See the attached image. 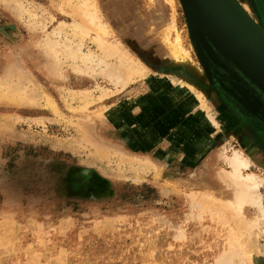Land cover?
<instances>
[{"label":"rangeland","instance_id":"obj_1","mask_svg":"<svg viewBox=\"0 0 264 264\" xmlns=\"http://www.w3.org/2000/svg\"><path fill=\"white\" fill-rule=\"evenodd\" d=\"M96 1L147 76L115 83L118 57L74 35L64 0H0V264H264V211L238 215L226 181L242 152L264 208L263 113L204 66L181 0ZM237 2L264 28V0ZM172 21L183 63L164 39ZM70 44L96 59L68 57ZM78 170L105 195L75 197Z\"/></svg>","mask_w":264,"mask_h":264},{"label":"water","instance_id":"obj_2","mask_svg":"<svg viewBox=\"0 0 264 264\" xmlns=\"http://www.w3.org/2000/svg\"><path fill=\"white\" fill-rule=\"evenodd\" d=\"M193 45L204 66L228 80L252 86L238 89L245 98L264 96V28L237 0H181Z\"/></svg>","mask_w":264,"mask_h":264},{"label":"bare ground","instance_id":"obj_3","mask_svg":"<svg viewBox=\"0 0 264 264\" xmlns=\"http://www.w3.org/2000/svg\"><path fill=\"white\" fill-rule=\"evenodd\" d=\"M15 1L16 0H14V2ZM152 1L154 2L157 0H152ZM167 2L170 3V2H172V0H167ZM15 3H17V2H15ZM64 4L69 5V7L70 6L73 7V8H70V10H72V11L68 12V13L73 18V33H74V35L80 36V37L81 36H87L88 37L89 35L94 34L95 35L94 36V42L96 43V45L99 49V52L101 51V56L103 54L106 57H111V58L112 57H118V60H119L118 65H116V66L111 65V66H108V68H107V70L110 69L109 70V77L115 83L119 84V83H121L120 81L125 79V78H126L125 80H131L130 78L134 79L135 77L147 76L149 71L143 65L138 63V61H135V59H133V57H131L130 53L126 49L121 48L118 43H111L110 42V37L113 36V32H112L111 28L103 21V18L101 16V12L99 10L100 8H99L96 0H64ZM18 5L17 6L19 8L18 7L17 8L19 10H22V8H24L20 4V1H19ZM25 10L26 9H24L23 11L26 12L27 10L26 11ZM19 12L22 13L21 11H19ZM30 12L31 11H29V13ZM31 14H32V12H31ZM19 16H21V14ZM130 24H132V23H130ZM176 30L177 29L174 25V22L172 21V23H170L167 26V29H166L165 34H164V39H165V42H166L172 56L174 57V60L176 62L179 61V62L183 63L186 58H189L190 52L187 51L186 48H184L183 42L180 38L181 36L179 37L178 34H176V36L174 38L171 36L173 33H176ZM80 39L81 40H79V41L82 42L83 41L82 38H80ZM82 43H79L80 44L79 46H81ZM55 45L56 44H52V46H49L48 51H54ZM78 48L72 47L71 44L67 45L66 46V53L68 54V57H70L72 59H77V58L83 57V59H84V60L82 59L83 61H91V60L93 61V59H96V58H94V54H92V53H88V54H84L83 56H80V47H78ZM118 66H119V69H118ZM198 73H200V72H198ZM201 75H203V73ZM181 84H183V83H181ZM191 85L187 86V88L189 90L194 89L193 85L192 86ZM202 95H201V93H198V92L196 93L198 100H201L203 106H205V101H204V98L202 97ZM227 160L229 161V163L231 165L232 171L228 175V178H227L228 180H226V179L225 180L227 181V186L231 185V187L232 186L234 187V189H233V201H231V204H233L236 209L240 210L237 214L239 215L240 213H243L242 211L244 210L245 206H247V205H252V206L255 205L257 207H261V209L264 211V208L261 205V197L259 196L260 195L259 192H260V189L262 186V182H261L262 180H260L256 176L255 173L248 172L250 169V165H251L249 158L245 157L242 152L236 151L232 155V157H227ZM225 205H227V204H225ZM262 221H264V220H262ZM253 224H254V222H253ZM253 226H255V225H253Z\"/></svg>","mask_w":264,"mask_h":264},{"label":"flooded vegetation","instance_id":"obj_4","mask_svg":"<svg viewBox=\"0 0 264 264\" xmlns=\"http://www.w3.org/2000/svg\"><path fill=\"white\" fill-rule=\"evenodd\" d=\"M257 1L261 2L262 0H257ZM227 86L228 87L230 86L229 89L232 91V93L235 96H237V98L240 101L248 100L252 105H254L258 109L260 114L263 113L261 114L262 116L264 115V96L262 94L255 92L256 96L254 95V97L258 99V100H255L253 98H245V96L242 94V90L241 92L238 90L241 87L243 89L247 87L251 91L253 90V88L252 86H250V84L246 86L236 81H231L230 83L227 84ZM254 131L256 132L257 129L255 128ZM256 134L259 135L258 132H256ZM75 171L76 169L70 170L68 172V176L72 177V174L76 173ZM78 171H77V174H78ZM69 181H70L69 183H72L71 187L73 189V193H74L73 195L80 199H84L85 197L88 198V197H91L92 195L100 197V196L105 195L107 191L106 189L107 183L102 181L100 178L95 177L90 171H79L78 176L76 177L75 175L73 180H69Z\"/></svg>","mask_w":264,"mask_h":264}]
</instances>
